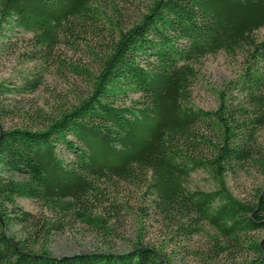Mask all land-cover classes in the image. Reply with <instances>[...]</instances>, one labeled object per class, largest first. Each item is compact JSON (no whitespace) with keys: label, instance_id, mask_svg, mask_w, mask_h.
Here are the masks:
<instances>
[{"label":"trees","instance_id":"16d2710c","mask_svg":"<svg viewBox=\"0 0 264 264\" xmlns=\"http://www.w3.org/2000/svg\"><path fill=\"white\" fill-rule=\"evenodd\" d=\"M104 1L107 12L98 0H0V35L31 34L43 62L57 60L62 44H88V35L104 42L101 54L94 53L99 65L86 97L41 129L0 123V264H170L140 242L121 253L53 255L44 244L52 225L40 232L16 202L68 210L97 189L94 179L110 176L148 179L149 202L175 235L208 226L215 255L247 246L256 254L249 264H264V184L254 201H243L225 183V174L247 162L264 174L257 139L264 125V39L255 36L264 28V0H148L131 23L118 4L132 0ZM220 51L243 54L235 93L227 99L219 91L213 110L195 107L193 62ZM26 82L30 90L38 85V79ZM6 91L0 83V93ZM130 95L138 97L119 103ZM1 115L0 108V121ZM58 147L72 159L64 161ZM199 170L216 188L187 187ZM82 215L103 228L102 217ZM13 221L27 226L30 244L8 232ZM256 232L262 235L253 239ZM36 243L39 251L32 249Z\"/></svg>","mask_w":264,"mask_h":264},{"label":"rangeland","instance_id":"374dc122","mask_svg":"<svg viewBox=\"0 0 264 264\" xmlns=\"http://www.w3.org/2000/svg\"><path fill=\"white\" fill-rule=\"evenodd\" d=\"M103 11H108L104 0H98ZM148 0H132L128 4H118L126 22L135 21L144 10ZM125 5V6H124ZM264 39V28L255 33ZM0 83L11 89L0 93L1 125L3 128L25 127L41 129L50 119L64 110L70 109L91 90V77L99 62L94 53L101 54L104 42L91 35L80 46L74 48L69 43L55 50L57 60L43 62L38 58L32 35L24 32H10L0 35ZM104 41V40H102ZM244 57L241 52L234 55L223 51L209 54L193 62L195 76L190 83L191 103L195 107L213 110L219 104V91L227 99L235 93L233 83L242 74ZM38 79L34 90L26 81ZM230 86V87H229ZM130 95L125 101L130 103ZM258 143L264 150V125L257 131ZM64 161L72 159L69 152L57 148ZM15 178H21L16 174ZM147 180L127 181L117 177H103L93 180L97 189L91 190L83 203L68 210L49 209L40 201L16 198L23 211L32 215L42 231L52 225L45 247L53 255L80 252L129 251L136 242L160 251L170 264H249L256 254L247 246L234 252L215 255L211 251L210 236L213 231L208 226L202 232L189 237L177 236L170 225L156 212L149 202ZM225 183L230 192L243 201H254L256 192L264 184V174L255 162L239 165L225 174ZM190 189L212 190L215 179L206 171H196L186 181ZM102 217L103 228L84 221L82 214ZM15 221V220H14ZM13 221L8 232L16 239L32 242L28 228ZM45 225V226H44ZM262 232L252 234L257 239ZM39 244L33 250L39 251Z\"/></svg>","mask_w":264,"mask_h":264}]
</instances>
